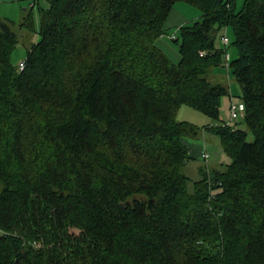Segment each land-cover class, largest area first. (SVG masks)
Returning a JSON list of instances; mask_svg holds the SVG:
<instances>
[{"label": "trees", "instance_id": "1", "mask_svg": "<svg viewBox=\"0 0 264 264\" xmlns=\"http://www.w3.org/2000/svg\"><path fill=\"white\" fill-rule=\"evenodd\" d=\"M46 1L22 69L0 23V264H264V0ZM178 2L200 17L169 36L174 63L156 42ZM223 66L234 123L210 78ZM182 105L214 119L230 159L191 183Z\"/></svg>", "mask_w": 264, "mask_h": 264}, {"label": "rangeland", "instance_id": "2", "mask_svg": "<svg viewBox=\"0 0 264 264\" xmlns=\"http://www.w3.org/2000/svg\"><path fill=\"white\" fill-rule=\"evenodd\" d=\"M187 5L188 9L193 13H197V9L192 8L186 3L178 2L175 4L177 10L179 5ZM243 4V0H236V10L238 11ZM39 6L46 7V0H0V23L11 21V30L17 35L19 39V45L11 54V63L16 67H24V61L26 59L27 50L32 46L33 43L37 42L38 36V15L37 8ZM190 7V8H189ZM175 8V7H174ZM32 9L34 15V30L35 32H28L21 27V22L27 10ZM199 12V11H198ZM200 14V12L198 13ZM184 16H187L188 23L194 20V17H189V12L184 13ZM170 21V20H169ZM168 22V21H167ZM9 23V22H8ZM167 29L168 35L160 37L156 44L163 51L165 55L174 63H177L180 59L178 52V46L169 38L170 35H173L177 32L176 25H169ZM228 39L233 40V33L230 28L226 30ZM223 47V46H221ZM228 50V53L231 56H234L233 48L230 46L225 47ZM226 68L217 67L213 69L210 78L217 80L219 82H225V84L230 89V94L223 96L220 100V119L228 123L229 120V106L233 101L234 103L239 102L241 91L238 83L227 74ZM176 120L187 122L193 127H196L198 134L196 137H187L185 139V144L192 154V159L188 160L183 167V173L190 179V183L196 181L200 177V168H206L208 170H213L219 168L222 164H228L230 162L229 157L224 153L220 137L212 132L204 131L203 127L213 124L214 119L209 117L206 114L192 108L190 106L182 105L176 111ZM239 128L248 133V141H252L253 137L250 134L244 123L239 124ZM203 150L208 154L206 160L200 156V151ZM188 184V188L190 187ZM2 190V185L0 184V191ZM72 233L78 234L79 231L72 229Z\"/></svg>", "mask_w": 264, "mask_h": 264}, {"label": "crops", "instance_id": "3", "mask_svg": "<svg viewBox=\"0 0 264 264\" xmlns=\"http://www.w3.org/2000/svg\"><path fill=\"white\" fill-rule=\"evenodd\" d=\"M186 6L183 5V4L182 5H179L178 10H177L176 6L174 5L175 8L173 7V9L171 10V12H170V14H169V16L167 18V21L168 22L166 21V23H165V29H168L169 28V26L167 24H169V25H176L177 26V29L179 27L187 24L188 23V20H186L187 19V16H184V13H188L189 12V17L190 16L191 17H194L193 18L194 20H196V19H198L200 17V14H198L199 13L198 11H197V13H193ZM194 20H192V21H194ZM167 34H169V33L167 32ZM203 152H205V151H203V150L200 151V156H202V153Z\"/></svg>", "mask_w": 264, "mask_h": 264}, {"label": "built area", "instance_id": "4", "mask_svg": "<svg viewBox=\"0 0 264 264\" xmlns=\"http://www.w3.org/2000/svg\"><path fill=\"white\" fill-rule=\"evenodd\" d=\"M172 38H174V35L171 36ZM222 42L224 44L228 43V38L224 35V37L222 38ZM226 67L228 66V60H229V55H226ZM21 69L23 68V65H21L20 67ZM244 104L243 102L239 101L237 103L231 102L230 106H229V120L228 123H234L236 122L238 119H240L243 114H244ZM202 157L204 160H206L208 158V154L203 152L202 153Z\"/></svg>", "mask_w": 264, "mask_h": 264}]
</instances>
